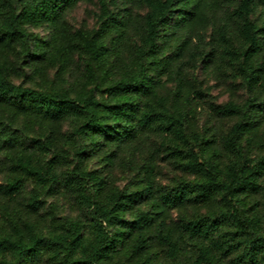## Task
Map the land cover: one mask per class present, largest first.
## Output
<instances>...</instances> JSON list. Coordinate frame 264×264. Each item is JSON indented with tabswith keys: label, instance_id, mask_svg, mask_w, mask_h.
<instances>
[{
	"label": "trees",
	"instance_id": "trees-1",
	"mask_svg": "<svg viewBox=\"0 0 264 264\" xmlns=\"http://www.w3.org/2000/svg\"><path fill=\"white\" fill-rule=\"evenodd\" d=\"M76 1L0 0V44L16 49L19 57L27 60L43 43L40 44V39L29 27L58 21L65 9ZM142 1L149 10L144 15L143 40L135 50L136 63L126 65L122 75L103 90L102 97H98V87H86L73 97L66 88L40 91L16 83L0 50V109L2 105L14 103L28 115L41 120L72 118L74 123L69 136L76 144L71 157L73 165L65 181L80 205L94 217L89 232L78 219H67L61 228L45 232L32 220L5 216V223L0 219V264H39L44 261L48 264H119V254L126 242L131 256L139 257L135 264H154L150 257L153 245L161 247L171 261H179L187 247L194 245V256L200 264L210 260L211 250L208 244L198 243L199 240H212L217 235L226 237L222 241L223 247L238 249L237 264H264V222L255 215H246L235 204L241 194H256L262 190L264 155L253 156L245 142H248L247 135L254 132L257 122L264 117V99L258 101L255 94H250L242 103L230 101L222 105L221 114L237 117L223 141L230 158L220 168L217 161L205 157L202 153L205 139L196 133L189 138L181 113L169 114L166 109L159 110L150 102L143 104L140 100V96H147L153 90V67L166 68L168 65L163 59L155 60L165 38L164 27L187 21L202 0ZM258 4L264 6V0H239L234 9V14L243 20L244 44L236 52L237 69L252 93L261 82L253 61L261 46V28L251 18ZM99 6V29L94 33L78 32L81 45L91 60L87 70L91 78L95 73L93 65H102L109 52L101 40V33L123 24L120 13L112 10L107 0H99ZM155 123L161 126L167 140H170L169 136L174 138L168 153L176 157L184 172L195 175V181H180L173 188L159 189L157 193L153 182L133 193L113 191L105 198L94 193L93 186L101 189L104 181L95 171L85 169L83 163L99 147V141L113 137L120 146L133 141L140 130L151 128ZM23 139L22 129L0 113V152L16 148ZM36 142L41 149L54 145V139L46 132ZM56 163V155L46 166L34 165L30 158L23 156L17 159V166L42 185L49 179L58 181ZM23 184L22 176H14L3 186V191L12 196ZM145 193L158 195L156 207L137 210L133 217H126L127 210ZM214 199L222 204L215 215L180 217L181 234L178 235L168 227L164 214L167 208L204 204ZM42 205L39 194L33 192L28 207L37 211Z\"/></svg>",
	"mask_w": 264,
	"mask_h": 264
},
{
	"label": "rangeland",
	"instance_id": "rangeland-1",
	"mask_svg": "<svg viewBox=\"0 0 264 264\" xmlns=\"http://www.w3.org/2000/svg\"><path fill=\"white\" fill-rule=\"evenodd\" d=\"M107 1L112 10L120 13L123 24L101 33V40L109 52L102 65H93V78L87 72L91 60L81 45L78 32L94 33L99 29V0H77L65 9L58 21L31 25L30 31L40 39V44L43 43L25 61L19 57L16 49L0 44L12 79L40 91L66 88L73 97L86 87H98V97H102L103 90L122 75L126 65L136 63L135 50L143 40L144 15L149 10L142 0ZM238 2L202 0L187 21L164 27L162 34L165 38L161 41L155 60L163 59L168 61V65L166 68H161V65L153 67V90L147 96H140L143 104L148 101L159 110L166 109L169 114L181 113L185 117L189 138L192 133L204 138L203 155L217 161L220 168L230 158L224 148L225 135L237 120V117L221 114L220 108L230 101L242 103L250 94H255L258 101L264 99V6L258 4L251 14L252 20L261 28V46L253 57L261 82L252 93L237 69L236 52L244 44L241 35L243 20L234 14ZM0 113L20 127L24 135L23 142L16 148L0 152L2 222L5 223V216L12 215L15 219L32 220L43 231L49 232L61 228L67 219H78L89 232L93 214L80 205L76 194L65 181L73 165L71 157L76 144L69 136L74 123L72 118L41 120L28 115L14 103L2 105ZM161 130V126L155 123L151 128L140 130L133 141L120 146L113 137L100 140L99 147L83 163L85 169L95 171L104 181L101 189L93 186L92 191L105 198L113 191H141L149 182H153L156 193L159 189L169 190L180 181L194 182L195 175L184 172L176 157L168 153L167 149L173 147L174 142L171 141L174 138L169 136L170 140H167ZM43 132L52 136L54 145L41 149L36 139L42 137ZM247 138L245 145L249 153L258 157L264 155V117ZM55 155L58 181L49 179L45 185L38 184L34 176L17 166L19 156L30 158L34 165L46 166ZM14 176H22L24 184L17 193L9 196L4 193L3 186ZM261 183L259 193L241 194L235 204L246 215H255L264 222V177ZM33 192H37L43 202L37 211H31L28 207ZM158 200V195L145 193L127 210L125 216L131 218L137 210H151ZM221 207L218 199H214L204 204L167 208L164 214L168 227L178 235L181 234L180 217L213 216ZM225 238L217 235L212 240H199L198 243L208 244L211 250L210 260L200 264H237L235 257L239 251L237 248L223 247ZM153 246L150 257L154 264H199L194 256V245L187 247L179 261L167 259L161 247ZM119 255V264H135L139 258L131 256L128 242L122 246ZM39 264L48 263L44 261Z\"/></svg>",
	"mask_w": 264,
	"mask_h": 264
}]
</instances>
